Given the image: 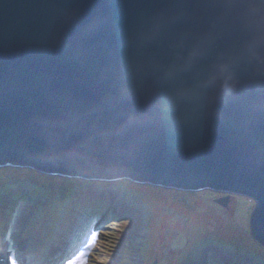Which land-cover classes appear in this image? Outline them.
Masks as SVG:
<instances>
[{"label": "water", "instance_id": "1", "mask_svg": "<svg viewBox=\"0 0 264 264\" xmlns=\"http://www.w3.org/2000/svg\"><path fill=\"white\" fill-rule=\"evenodd\" d=\"M1 165L244 195L264 244V0H0Z\"/></svg>", "mask_w": 264, "mask_h": 264}, {"label": "rangeland", "instance_id": "2", "mask_svg": "<svg viewBox=\"0 0 264 264\" xmlns=\"http://www.w3.org/2000/svg\"><path fill=\"white\" fill-rule=\"evenodd\" d=\"M241 199L248 201L245 216L237 215ZM254 205L247 196L209 188L130 178L94 182L1 165L0 264H264V244L250 231ZM212 213L228 234L193 225L195 216L207 225ZM236 219H243L241 228Z\"/></svg>", "mask_w": 264, "mask_h": 264}, {"label": "bare ground", "instance_id": "3", "mask_svg": "<svg viewBox=\"0 0 264 264\" xmlns=\"http://www.w3.org/2000/svg\"><path fill=\"white\" fill-rule=\"evenodd\" d=\"M201 197V196H200ZM116 199V198H115ZM204 200V201H208V199L205 197V196H202V198H201V200ZM239 206H240V214H238L237 213V215L238 216H245V213H246V207L248 206V201H246V200H243V199H241L240 201H238V203H237ZM207 216H209V218L207 217L206 219H208V220H210L209 222H208V224L207 225H205V224H203L201 221H199V220H201L202 219V216L200 217V216H195L194 217V221L192 222L193 223V225H195L196 224V222L197 223H200L199 224V226L197 227L196 226V229L200 232L201 230H202V232H203V230L205 231H212L213 229H215V228H217V229H219V231L221 232H224V230H227V233L226 234H228V229H229V227H228V225H226V226H224V224H222V222H218L217 220H216V217L215 216H213V213L212 214H207ZM215 219V220H214ZM215 221L217 224L216 225H214L213 224V222L212 221ZM226 220H224V222H225ZM236 221H238V223L239 224H236L233 220H231V222L233 223V225L235 224L236 226H237V228H241V226L243 225V219H236ZM152 222H154L153 224H156L157 223V219L155 218V217H153V219H152ZM202 225H203V229H201V227H202ZM215 227V228H214ZM201 229V230H200ZM156 230V228H154V230H153V233H154V235L156 234V232H157V230ZM177 232L178 233H180L179 232V230H177ZM181 234H182V232H181ZM232 238V237H231ZM240 239H242V240H245L246 238H245V236H242V237H240ZM194 241V240H193ZM193 241H191L192 243H193ZM246 244H249V246L253 249V250H255V249H259L256 245H254V244H250L249 242H247ZM155 245V244H154ZM224 254H225V256H226V259H227V256L229 257V253H226V251L224 252ZM230 258V257H229Z\"/></svg>", "mask_w": 264, "mask_h": 264}, {"label": "clouds", "instance_id": "4", "mask_svg": "<svg viewBox=\"0 0 264 264\" xmlns=\"http://www.w3.org/2000/svg\"><path fill=\"white\" fill-rule=\"evenodd\" d=\"M227 71H228V69H227V67L226 66H224V65H221L220 66V68H219V73L221 74V75H223L224 73H227ZM231 77L229 76L228 77V79H230ZM212 79H215V77L214 78H212ZM212 79H210L208 82H207V84L205 85V86H208V84H211L212 83ZM227 86V84L225 83V87Z\"/></svg>", "mask_w": 264, "mask_h": 264}]
</instances>
